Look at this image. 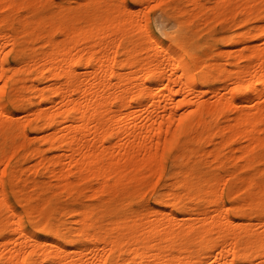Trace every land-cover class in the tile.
I'll list each match as a JSON object with an SVG mask.
<instances>
[{
  "label": "bare ground",
  "instance_id": "bare-ground-1",
  "mask_svg": "<svg viewBox=\"0 0 264 264\" xmlns=\"http://www.w3.org/2000/svg\"><path fill=\"white\" fill-rule=\"evenodd\" d=\"M0 264H264V0H0Z\"/></svg>",
  "mask_w": 264,
  "mask_h": 264
},
{
  "label": "rangeland",
  "instance_id": "rangeland-1",
  "mask_svg": "<svg viewBox=\"0 0 264 264\" xmlns=\"http://www.w3.org/2000/svg\"><path fill=\"white\" fill-rule=\"evenodd\" d=\"M160 19H161V16H160V13L157 11V12H155V13H151V21L155 24V25H157V27L160 29V28H162L163 26H164V23H161L160 22Z\"/></svg>",
  "mask_w": 264,
  "mask_h": 264
}]
</instances>
